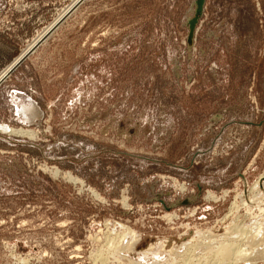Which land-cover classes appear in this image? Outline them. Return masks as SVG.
Instances as JSON below:
<instances>
[{
  "label": "rangeland",
  "instance_id": "obj_1",
  "mask_svg": "<svg viewBox=\"0 0 264 264\" xmlns=\"http://www.w3.org/2000/svg\"><path fill=\"white\" fill-rule=\"evenodd\" d=\"M76 2L0 0V72L73 7L0 84V264H264V0Z\"/></svg>",
  "mask_w": 264,
  "mask_h": 264
},
{
  "label": "bare ground",
  "instance_id": "obj_2",
  "mask_svg": "<svg viewBox=\"0 0 264 264\" xmlns=\"http://www.w3.org/2000/svg\"><path fill=\"white\" fill-rule=\"evenodd\" d=\"M73 5H74V4H73ZM56 22H57V21H56ZM54 24H55V23H54ZM42 35H43V34H42ZM41 37H42V36H41ZM38 39H39V38H38ZM32 45H33V44H32ZM29 47H30V44L25 48V50H23V52H22L20 55H22V54L26 51V49H28ZM20 55H19V56H20ZM19 56H18V57H19ZM18 57L15 58V59L17 60ZM15 59H14V60H15ZM11 63H13V61H12ZM11 63H9V64H8V65H7V66H6V67L0 72V79H1V78L7 73L8 68L10 67ZM1 126H2V125H1ZM2 127H3L4 129H7L6 131H12V132H17V133H18L19 131H20V132L22 131V130H20V129H18V128H17V129H13V128H10V127L7 128L6 126H2ZM28 130H29V129H28ZM29 131H30V130H29ZM29 131H28V132H29ZM25 132H26V131H25ZM31 132H32V131H31ZM32 133H33V132H32ZM9 134H10V133H9ZM22 134H23V133H22ZM29 135H30V134H29ZM32 135H33V134H32ZM262 176H263V175H262ZM71 178H72V177H71ZM258 178H259V177H258ZM74 179L76 180L77 178L74 177ZM257 180H258V179H257ZM254 182H256V184L258 183L257 181H254ZM256 184L254 185V187L256 186ZM261 186H262V185H261ZM252 187H253V186H252ZM252 187L250 188V190L252 189ZM259 187H260V186H259ZM248 192H249V190H248ZM251 193H252V192H251ZM254 193H258V192L255 191ZM206 195H207V198H209V197H211V196L213 197V195H211V193H208V194L206 193ZM208 195H209V196H208ZM210 195H211V196H210ZM249 195H250V194H249ZM259 196H260V195H259ZM205 197H206V196H205ZM241 200H242V199H241ZM259 200H260V199H259ZM259 200H258V201H259ZM242 204H244V203L242 202ZM252 223H253V222H252ZM253 224H254V223H253ZM255 225H256V222H255L254 226H255ZM257 225H259V224H257ZM259 226H260V225H259ZM263 226H264V225H263ZM263 226H261V229H262ZM246 227H247V226H246ZM257 227H258V226H257ZM239 228H240V227H239ZM244 228H245V227H244ZM247 228H248V227H247ZM250 228H251V227H250ZM252 228H253V227H252ZM255 228H256V226H255ZM235 229H236V228H235ZM259 229H260V227H259ZM259 229H258V230H259ZM261 229H260V230H261ZM242 230L244 231V230H246V229H243V228H242ZM248 230H249V229H248ZM254 230H256L255 233H257L258 230H257V229H254ZM239 231H240V230H239ZM243 231H241V232H243ZM252 231H253V230H252ZM252 231L249 232V231L246 230V234H247L248 232L251 233ZM261 231H262V230H261ZM241 232H240V234H241ZM263 232H264V231H263ZM263 232H262V233H263ZM243 233H244V234H243V235H239V237L242 238V236H243V237H246L247 235H249V234L246 235L245 232H243ZM255 233H251V234H254V235H255ZM244 235H246V236H244ZM254 235H253L252 237H255L257 240L261 239L262 237L264 238V236H259L260 238L258 239V238H257L256 236H254ZM225 236H226V235H225ZM221 237H222V236H221ZM221 237H220V238H221ZM220 238H219L218 240H220ZM247 238H249V237L247 236ZM247 238H245V239H247ZM199 239H200V238H199ZM222 239H223V238H222ZM225 239H227V238L225 237L224 240H225ZM242 239H243V238H242ZM242 239H241V240H242ZM252 239H253V240H252ZM256 239L251 238L250 241L248 240L249 244L246 242V244L250 245L249 248H251V246H252L254 243L257 242ZM218 240H217V242H218ZM243 240H244V239H243ZM243 240H242V241H243ZM245 241H246V240H245ZM251 241L253 242L252 245H251ZM219 242H220V241H219ZM219 242H218V243H219ZM221 242H222V240H221ZM221 242H220V243H221ZM258 242H259V241H258ZM258 242H257V243H258ZM263 242H264V241H261L260 243H263ZM227 243H229V238H228V242H227ZM244 243H245V242H244ZM221 244H222V245H218V246H219L218 249L216 248L217 251H215L216 249L214 250L215 252H217V253L214 252V255L216 254V255H218V257H219V256L222 257V258H221L222 261H223V259H225V258L227 259V257H230V258H231L230 255H231L232 253H233L232 255L234 256V258H236V257H237V254H236V253L240 252V250H241V248H240V250L237 249V248H239V246H238V244H236V243H235V246H234V247H233V246L231 247V243H230V245H229V244H226L225 241H224V243L222 242ZM232 244H234V243H232ZM186 245H187V244H186ZM208 245H209V244H208ZM208 245H207V247H211V246H208ZM236 245L238 246L237 248H235ZM248 245H247V248H248ZM256 245H257V244L253 245L252 248H253L254 246L257 247ZM258 245H259V243H258ZM212 246H213V245H212ZM190 247H191V246H190ZM216 247H217V246H216ZM234 248L238 250V251H236V253H234V252H235ZM243 248H244V247H243ZM243 248H242V249H243ZM247 248H244V249H247ZM210 249H212V248H210ZM210 249H209V252H210ZM244 249L242 250V252H240V253L238 254V257L241 258V255H243V254H242L243 251H246V250H244ZM253 249H254V248H253ZM206 250H208V248H206ZM232 250H233L234 252H232ZM257 250H258V249H257ZM257 250H256V252H257ZM211 252H213V251H211ZM250 252H251V251H250ZM245 253H246V252H245ZM247 253H248V252H247ZM254 253H255V251H254ZM207 254H208V252H207ZM211 254L213 255V253H211ZM234 254H236V255H234ZM255 254H256V253H255ZM245 255H246V254H244V256H245ZM233 256H232V258H233ZM235 256H236V257H235ZM220 257H219V258H220ZM216 260L219 261L218 263L221 262V260H219V259H216ZM227 260H228V259H227ZM230 260L232 261V259H229V262H230ZM234 260H235V259H234ZM227 262H228V261H227ZM232 262H233V261H232Z\"/></svg>",
  "mask_w": 264,
  "mask_h": 264
},
{
  "label": "water",
  "instance_id": "obj_3",
  "mask_svg": "<svg viewBox=\"0 0 264 264\" xmlns=\"http://www.w3.org/2000/svg\"><path fill=\"white\" fill-rule=\"evenodd\" d=\"M82 0H78V2H76V4H75V6L78 4V3H80ZM203 3H204V0H197V9H196V14L198 15L199 13H200V11H201V9H202V5H203ZM74 6V7H75ZM70 9H73V7L72 8H70ZM68 10V12L66 13V14H64V16H62V18L60 19V20H58L56 23H55V25L54 26H52L51 28H50V30H48V32L47 33H45L44 34V36H42V38L41 39H39L36 43H34L31 47H29L28 49H26V51L22 54V55H20L19 57H18V59L16 60H14L13 61V63H11V65H10V67L8 68V71H7V73L0 79V84L15 70V69H17L29 56H30V54L32 53V52H34L35 51V49L38 47V45L43 41V40H45L46 38H47V36L50 34V32H52V30H54L57 26H58V24H60L61 23V21L68 15V13H69V11H71V10ZM195 22H196V17L195 18H193L192 20H191V22H190V24H191V28L193 27V25L195 24Z\"/></svg>",
  "mask_w": 264,
  "mask_h": 264
}]
</instances>
